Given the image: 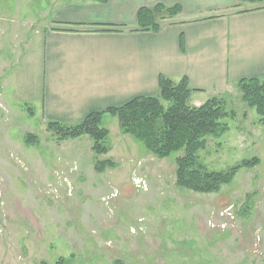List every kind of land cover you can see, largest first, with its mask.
Wrapping results in <instances>:
<instances>
[{"label": "rangeland", "instance_id": "rangeland-1", "mask_svg": "<svg viewBox=\"0 0 264 264\" xmlns=\"http://www.w3.org/2000/svg\"><path fill=\"white\" fill-rule=\"evenodd\" d=\"M45 1L0 0V264H264L256 110L239 94L228 98L237 117L200 152L213 170L261 159L217 193L179 187L175 155L148 153L110 114L103 125L118 166L96 172L90 136L57 141L39 111L45 35L29 23ZM28 133L40 141L27 144Z\"/></svg>", "mask_w": 264, "mask_h": 264}, {"label": "crops", "instance_id": "crops-1", "mask_svg": "<svg viewBox=\"0 0 264 264\" xmlns=\"http://www.w3.org/2000/svg\"><path fill=\"white\" fill-rule=\"evenodd\" d=\"M158 3L181 11L163 19L158 32L133 30L138 10ZM36 13L29 24L45 35L39 111L46 123H77L93 111L157 95L160 75L187 77L195 106L212 96H240L241 79L264 76V2L46 0ZM93 24L125 28L90 30Z\"/></svg>", "mask_w": 264, "mask_h": 264}, {"label": "trees", "instance_id": "trees-1", "mask_svg": "<svg viewBox=\"0 0 264 264\" xmlns=\"http://www.w3.org/2000/svg\"><path fill=\"white\" fill-rule=\"evenodd\" d=\"M180 11L178 5L158 3L143 6L138 10L137 27L133 30L158 32L163 19L172 18ZM88 28L95 31H121L125 27L93 24ZM68 29L77 30L76 27ZM237 87L242 101L256 110L260 116L259 123L264 125V76L243 78ZM192 92L187 77L177 82L160 75L157 95H139L122 104L93 111L77 123L48 120L46 126L57 141L90 136L91 149L95 154L94 168L98 173H105L118 166L112 157L106 156L113 145L110 131L103 125V118L110 114L118 118L122 134L133 136L148 153L159 158L175 155L176 184L179 187L203 194L217 193L234 180L240 169L254 168L261 159L253 156L224 170L209 169L202 161L200 152L207 148L210 138L223 137L230 127L226 119H235L238 113L229 107L226 96H212L199 106L191 105L189 100ZM243 116H247V111L243 112ZM38 137L37 134L28 133L25 140L27 144L34 145L40 141ZM40 264L49 263L42 260ZM55 264H66V260L59 257Z\"/></svg>", "mask_w": 264, "mask_h": 264}, {"label": "built area", "instance_id": "built-area-1", "mask_svg": "<svg viewBox=\"0 0 264 264\" xmlns=\"http://www.w3.org/2000/svg\"><path fill=\"white\" fill-rule=\"evenodd\" d=\"M136 186L138 187V188H140V189H144L145 188V186H144V183H136Z\"/></svg>", "mask_w": 264, "mask_h": 264}]
</instances>
